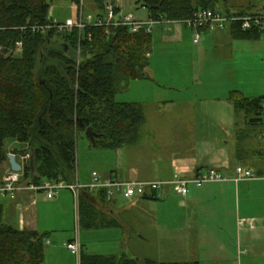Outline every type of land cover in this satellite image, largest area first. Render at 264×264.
Listing matches in <instances>:
<instances>
[{"label": "crops", "instance_id": "obj_1", "mask_svg": "<svg viewBox=\"0 0 264 264\" xmlns=\"http://www.w3.org/2000/svg\"><path fill=\"white\" fill-rule=\"evenodd\" d=\"M120 2H116V6L122 10ZM245 8L249 9L245 12L246 15L257 14L261 10V4L250 0ZM158 27L161 28L157 30L156 35L152 32L150 62L145 70L147 76L151 74L155 77L133 81L120 92V97L129 98L130 101L126 102H136L143 106L146 121L135 140L116 150V155H123L117 156L116 163L120 160L122 164L123 159H126L127 164L131 156L132 159L138 160V168L130 169L136 173L134 180H128L131 182L167 180L174 174L193 178L197 172L208 168L218 169L229 181L192 188L185 199L177 196L171 188H166L159 199L141 197L129 201V204L163 199L169 207L172 200L178 197V206L188 209L192 203L198 201V206L202 205L207 214L205 220L198 221V229L204 227V230H209L213 226L226 228L224 219V222L220 220L218 224L213 223V214L217 209L223 214L230 213L232 221L233 217L241 212L242 205L249 206L251 201L255 200L257 191H260L264 198V185H253L256 182H264V123L248 124L244 119V112L238 111L230 100L232 92H238L250 99L264 96V89L260 87L253 93L247 91L248 86L260 84L258 67L264 68V38L240 40L234 37L232 30H226L207 33L200 43L195 45L192 42V33L181 25H172L170 30H165L163 26ZM184 53L191 56L189 69L192 70L193 77L190 81L192 84L198 83V96H185L191 82L183 77L184 69L181 75H177L175 69H181L182 65L177 66L176 62L171 61V54L183 56ZM252 54L258 56L254 58ZM196 59L198 72L195 75ZM163 70L174 72L169 78ZM160 76L164 81L159 80ZM201 85H205L206 90ZM134 87L144 88L150 94L149 101H145L152 108L149 115L143 105L142 93L137 90L134 95ZM142 142L157 145V151L152 154L133 155V150ZM6 149L8 154H14L22 164L20 156L25 149L23 145L16 140H8ZM149 155L152 160L147 159ZM238 165L251 170L261 179L239 183L232 181ZM9 168L11 166L8 161L0 170V181ZM117 170L118 172H97L104 178L128 177L126 169L117 167ZM91 174L83 179L80 177V182H89ZM120 201L109 203L98 199L95 212L85 216L82 224L81 205L76 207L70 192H61L58 198L48 200L43 193L21 191L14 198L0 196V226L46 235L44 264H81L65 249V243L74 239L77 232L83 245V254L122 256L125 253L122 251L123 243H126L128 235L123 237L124 232H118L123 226L120 219ZM199 209L198 207V211ZM258 212L259 215L248 216L251 224L247 225V228L242 229L239 217L236 222H231V227L234 229L238 222L240 228H236L237 242L246 245V251L256 252L254 254H258L259 258L263 259L261 264H264V207ZM77 215L80 226L78 231ZM199 218H202L201 215ZM147 223L155 228L157 220L152 218ZM164 228L170 230L175 227L167 223ZM168 232L170 235V231ZM171 235L175 236V232ZM209 236L210 231H198V243L204 242ZM117 239L121 245L115 247L113 253L109 245L117 244ZM140 240L147 242L143 237ZM96 244L103 249L97 250L94 247ZM254 245L259 247L254 248ZM166 262L194 263L182 260Z\"/></svg>", "mask_w": 264, "mask_h": 264}, {"label": "trees", "instance_id": "obj_2", "mask_svg": "<svg viewBox=\"0 0 264 264\" xmlns=\"http://www.w3.org/2000/svg\"><path fill=\"white\" fill-rule=\"evenodd\" d=\"M108 0H92L87 16L105 18ZM78 5L75 22L84 18L85 0ZM83 2V7L81 4ZM149 19L180 21L198 10L223 11L245 16L227 7L228 0H141ZM122 10L114 5V15ZM50 17L49 0H0V170L7 163L8 140H16L29 153L22 185H41L45 180L73 184L77 176L76 146L80 136L90 148L116 151L139 135L145 124L140 103L121 102L117 97L131 82L146 80L152 34L131 33L124 27L89 26L70 34L37 32ZM65 22V20L61 21ZM236 39L258 40L259 30H232ZM22 48L17 50V43ZM63 45L64 48L59 46ZM79 52V62L71 52ZM58 64L62 67H59ZM230 100L244 112L250 125L264 123V96L250 99L232 92ZM91 128L99 138L94 147L85 135ZM1 182V181H0ZM105 191L83 193L82 224L95 212ZM151 199H156L155 197ZM46 235L0 226V264H44ZM81 264H198L156 262L122 256H88Z\"/></svg>", "mask_w": 264, "mask_h": 264}, {"label": "rangeland", "instance_id": "obj_3", "mask_svg": "<svg viewBox=\"0 0 264 264\" xmlns=\"http://www.w3.org/2000/svg\"><path fill=\"white\" fill-rule=\"evenodd\" d=\"M50 1V17L57 19L59 21L66 20L67 18L74 19L77 15L78 5L76 0H49ZM82 1V0H81ZM120 2L122 6L123 12H129L134 15L138 20L147 21L149 19L148 11L146 8H143L141 5V0H110V2L116 5V2ZM250 0H228L227 7L232 8L234 11L239 12H247L249 9H246L245 6L248 4ZM84 7V16L86 17L89 13H93L95 9L93 6L92 0H85ZM83 7V2L81 4ZM182 26V25H181ZM161 27H154L153 32L156 35L157 30ZM163 28H165L163 26ZM183 28H185L183 26ZM187 29V28H185ZM188 30V29H187ZM190 31V30H189ZM231 31V30H230ZM166 50H164L165 52ZM197 55V53H195ZM71 57H73L77 62H79V52H71ZM253 57L258 56L256 54H252ZM171 61L176 62L179 65H182V68L178 67L175 69L177 75H182L187 80H191L193 77V72L189 69L191 56L184 53L183 56L173 55L171 54ZM197 66L195 68V75L198 72V59ZM258 61V59H257ZM258 65L260 63L258 62ZM59 67H62L58 64ZM191 68V67H190ZM259 71V81L260 84L257 83L255 85L248 86V93H253L254 91L264 89V68L261 66L258 67ZM162 71V70H161ZM166 71L164 74L166 77H171L173 70H163ZM194 71V70H193ZM149 78H154L155 76L149 75ZM164 78L160 76L159 80L164 81ZM188 84V92L185 96H198V83ZM139 84H147L141 83ZM136 86V85H135ZM146 86V85H145ZM202 86V85H201ZM203 87V86H202ZM205 89V85L203 87ZM142 93L143 105L146 109V113L149 115L152 112L151 106L146 102L150 99V94L144 88L134 87V95L136 91ZM206 90V89H205ZM209 91V90H208ZM212 93V92H211ZM256 95H258L256 93ZM121 94L118 95V101H130L129 98L120 97ZM128 99V100H124ZM132 99V98H131ZM146 101V102H145ZM147 134V133H146ZM129 145V144H128ZM126 145V146H128ZM157 151V145H154L151 142H142L140 146H138L135 150H133V155H138L139 153L143 154H152ZM116 151H108L96 148H90L87 139L80 136L77 141L76 146V159H77V177L78 179L86 178L87 175H90L94 171H117V167H121L122 169L127 170L128 177L126 178H117L122 181L134 180L136 177V173L130 171V169L138 168V160L129 158L127 160L123 159L122 164L119 160L116 163L117 156L123 157V155H116ZM147 159L152 160V158L147 157ZM118 164V165H117ZM117 165V166H116ZM148 167L147 165H145ZM120 175V174H119ZM143 175V174H140ZM125 179V180H123ZM234 179V178H233ZM232 179V181H233ZM82 181V180H81ZM229 181V179H227ZM226 181V182H227ZM137 182V181H135ZM144 182V181H141ZM146 182V181H145ZM264 185V182H256L253 185ZM192 188L191 187L190 191ZM166 189V188H165ZM164 189V190H165ZM66 192V191H63ZM71 194V193H70ZM260 191L256 192L255 200L251 201L249 206H241V212L238 213V216H234L232 221L230 219V213L223 214L222 212L217 211L213 214L214 221L218 224L220 220L224 219L226 224V228L222 227H212L209 230L198 229V221L201 222L205 220L207 214L203 211V206H198V201L192 203L190 208H180L178 206V202L180 198L176 197L167 207L166 201L160 199L159 201H147L143 203L140 201L139 203H135L133 205L129 204V201L121 200L119 203L120 206V219L122 222V228L118 230L119 233L128 235L126 243H123V250L126 254L137 258V259H153L156 262H166V261H190L194 263L200 262V264H261L263 259H260L258 254H254L256 252L246 251V245L237 242V229L240 228L237 226L233 229L231 227V222H236V218L239 217L241 220H245V224L242 226L243 228H247L249 222L248 216L250 215H259L258 211L264 207V198L261 195ZM162 197V191L160 192V198ZM243 201V199H242ZM165 206V207H164ZM198 207L200 208L198 211ZM217 207V206H216ZM237 214V213H236ZM201 215L202 218H199ZM157 220L154 225H147L148 221L152 218ZM172 217V219H170ZM256 218L258 216H255ZM234 220V221H233ZM240 221V220H239ZM221 222V223H222ZM169 223L175 228H171L167 230L164 226ZM137 226V227H136ZM144 226V227H143ZM222 226V225H221ZM79 224L76 225V231H78ZM79 228V229H78ZM83 232V229L80 230ZM128 231V232H127ZM173 234L175 232V236L169 235V232ZM198 231H210L211 236L209 238L204 239V242L198 243ZM227 233V234H224ZM144 238L147 242H142L140 239ZM139 238V239H138ZM121 244H110L111 251L114 253V248L119 247ZM97 250H102L97 244L94 246ZM259 246L254 245V248H258ZM67 250V248L65 247ZM69 252V250H67ZM99 253H106L100 252ZM71 254V253H70ZM73 256V255H72ZM175 259V260H174Z\"/></svg>", "mask_w": 264, "mask_h": 264}, {"label": "built area", "instance_id": "obj_4", "mask_svg": "<svg viewBox=\"0 0 264 264\" xmlns=\"http://www.w3.org/2000/svg\"><path fill=\"white\" fill-rule=\"evenodd\" d=\"M261 4V10L257 14L235 16L228 15L223 11L198 10L186 20L180 21H155L148 19L147 21L138 20L132 13L121 11L118 17L114 15V4L108 0L105 4V18L96 19L93 16L84 18L81 14L80 20L75 22L74 19H66L61 22L52 18L47 24L32 27L33 31L47 33L54 32L59 35L70 34L74 29L82 32L89 26L102 27H124L129 32L136 33L144 31L152 34L154 27L164 26L165 30H170L172 25H182L192 33V42L198 45L202 37L207 33H213L226 30H237L241 32H249L259 30L264 38V0H256ZM17 50L22 48V43H17ZM22 171L15 172L11 168L7 170L0 182V196L15 197L21 191H34L43 193L46 199L53 200L60 196L61 192L68 191L71 193L77 208L81 205L83 193L97 195L100 191H105L106 202L112 203L117 200L132 201L136 198H160V192L165 188H171L173 192L182 199L188 197L191 187L202 188L207 184L226 182L227 178L216 168H208L200 170L193 178H186L180 174H174L170 179L160 181H122L115 177L104 178L99 172H92L90 181L81 183L78 177L73 184H67L64 181L45 180L41 185L29 186L22 185L24 177V168L30 161V154H21ZM235 176L233 181L236 183L243 181H258L261 178L256 176L254 172L240 165L235 168ZM76 223L79 224L77 215ZM240 226L245 224V220H240ZM250 224V222H249ZM65 247L71 255L81 262L83 245L77 232L74 239L65 243Z\"/></svg>", "mask_w": 264, "mask_h": 264}, {"label": "water", "instance_id": "obj_5", "mask_svg": "<svg viewBox=\"0 0 264 264\" xmlns=\"http://www.w3.org/2000/svg\"><path fill=\"white\" fill-rule=\"evenodd\" d=\"M60 48H64L65 46L60 45ZM85 135L90 139L92 145L95 147L96 146V139L99 138V136L93 132L91 128L86 129ZM8 160L9 164L11 166V169L15 172H20L22 171V166L21 164L17 161L16 156L14 154H8Z\"/></svg>", "mask_w": 264, "mask_h": 264}]
</instances>
